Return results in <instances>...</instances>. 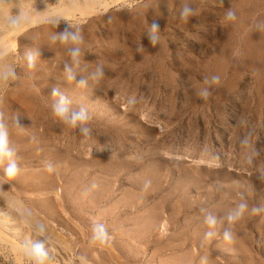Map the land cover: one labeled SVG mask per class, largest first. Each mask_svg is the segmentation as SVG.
Here are the masks:
<instances>
[{
    "label": "rangeland",
    "instance_id": "rangeland-1",
    "mask_svg": "<svg viewBox=\"0 0 264 264\" xmlns=\"http://www.w3.org/2000/svg\"><path fill=\"white\" fill-rule=\"evenodd\" d=\"M124 1L89 19L69 13L83 36L79 66L58 44L39 47L34 69L24 60L67 21L34 27L9 49L19 79L0 85V115L10 125L19 116L23 127L9 128L18 172L6 177L0 165V210L34 248L67 264H264V28L256 27L264 1L191 0L198 14L187 22L167 8L182 0ZM17 2L28 5L0 0L1 31L5 6ZM229 8L237 19L222 23ZM152 22L161 32L155 46L145 34ZM65 65L76 80H66ZM53 89L87 110V137L54 119ZM12 194L25 218L4 209ZM241 201L248 210L230 223ZM254 206L261 211L252 214ZM0 264H19L2 242Z\"/></svg>",
    "mask_w": 264,
    "mask_h": 264
},
{
    "label": "clouds",
    "instance_id": "clouds-1",
    "mask_svg": "<svg viewBox=\"0 0 264 264\" xmlns=\"http://www.w3.org/2000/svg\"><path fill=\"white\" fill-rule=\"evenodd\" d=\"M46 7L43 10H36L39 12H46V15L41 20L42 24L51 25L54 28L62 22V20L67 21L68 27H66L63 31L53 32L47 34V43L45 44H36L37 36L32 35L31 39L35 41L36 48L31 52H28L24 56V60L26 61V67L28 69H34L36 67V58L39 55V47L42 45H47L48 48L55 50L51 45L58 44L63 49L66 50L67 54L70 56L72 65L79 66L82 57V47L83 44V36L80 33V29L77 25H75L71 19L63 14L62 12L55 10H48V2L45 0ZM150 7L151 5H147ZM18 8V13H13V8ZM169 14H175L179 20L187 22L189 18L198 14L197 8L192 6L191 0H182L181 6L179 9H174L170 4L167 5ZM237 19L236 12L229 8L224 12L222 23L225 22H234ZM31 22V9L27 6H21L19 3L14 5L11 8L5 7L3 12V26L6 31H12L14 33H18V36L23 35V32H20L21 27L25 23ZM256 27L264 28V22H260L256 25ZM146 36L150 43L155 46L158 43H162L161 41V32L160 27L157 23L152 22L147 26ZM18 51V48H17ZM137 51L143 52V48L138 46ZM13 55V52L9 49L0 47V85H7L10 82L17 81L19 78L16 73V66L14 63H10L7 61V57ZM65 78L68 82H72L75 80V72L73 67L65 65L64 69ZM103 76V70L101 66H97L95 72L92 74V79L94 82H98L99 79ZM213 82H219V77L213 76ZM77 86L84 88L87 86L86 79H80L77 81ZM53 97H58L51 104V114L54 119L63 126H67L71 129L79 128L80 132L87 137L90 134V129L87 127L88 122L91 117L88 114L85 108H80L79 110H74L70 107V100L65 97L63 94L59 93L58 90L53 89L52 92ZM205 98L208 93L202 92ZM19 116H14L11 118V125L9 124V117L0 115V165H2L3 175L6 177H12L18 172V164L16 159V150L11 146L9 141V128L10 126L13 128H22L23 125L18 121ZM258 179L264 180V172H262ZM248 210V204L244 201L238 203L235 207L233 213L229 214L228 220L231 223L232 221L240 219L245 212ZM261 209L258 207H252V214H257ZM205 223L209 226H213L216 224V218L212 215H207L205 217ZM214 235L213 232L209 231L205 233L206 238L212 237ZM224 240L226 242H230L232 240V235L229 231L224 232Z\"/></svg>",
    "mask_w": 264,
    "mask_h": 264
},
{
    "label": "bare ground",
    "instance_id": "bare-ground-1",
    "mask_svg": "<svg viewBox=\"0 0 264 264\" xmlns=\"http://www.w3.org/2000/svg\"><path fill=\"white\" fill-rule=\"evenodd\" d=\"M4 1V0H1ZM25 0H23L24 2ZM111 1V0H110ZM119 0L112 1L117 2ZM124 1V0H123ZM198 1V0H197ZM264 0H259V3H263ZM48 2V10H55L62 12L63 14L70 17V12H76L82 15L84 18H92L97 14H101L107 12V10L112 5L111 2L107 0H47ZM125 2V1H124ZM251 2V1H250ZM258 2V0H257ZM3 3V2H2ZM16 3V2H15ZM18 3V2H17ZM254 3V2H253ZM20 4V2H19ZM27 4V3H26ZM116 4V3H115ZM6 5V4H5ZM23 5V4H22ZM254 5V4H253ZM258 5V4H257ZM31 9V22L25 23L20 32L24 34L29 32L32 28L37 26H45V24L41 23V20L46 15V12H39L37 10H43L46 7L45 0H28V5H26ZM233 6V5H232ZM252 6V5H251ZM259 6V5H258ZM6 7V6H5ZM235 7V6H234ZM250 7V6H249ZM37 8V10H36ZM256 8V7H255ZM18 9V8H16ZM246 9V8H245ZM17 11V10H16ZM244 12V11H243ZM250 15V14H249ZM253 18V17H252ZM34 20V21H33ZM248 20V19H247ZM251 20V19H250ZM3 21V20H2ZM64 21V20H62ZM243 22V21H241ZM256 22V21H255ZM3 23V22H2ZM1 24V23H0ZM62 24V23H60ZM237 24V23H236ZM2 27V26H1ZM249 27V26H248ZM63 28V27H62ZM3 30V29H2ZM53 30V29H52ZM248 30V29H247ZM1 31V30H0ZM259 31V30H258ZM242 33V32H241ZM32 34V33H31ZM47 34V33H46ZM249 34V33H248ZM256 34V33H255ZM18 33H14L12 31H6L5 29L0 32V47L10 49L11 47L16 48L19 44L17 38ZM40 37V36H39ZM259 38V37H258ZM21 39V38H20ZM261 39V38H260ZM23 41V40H22ZM25 41V40H24ZM261 42V41H260ZM228 43V42H227ZM226 44V43H225ZM241 47V46H240ZM242 48V47H241ZM259 48V47H258ZM262 49V48H261ZM24 51V50H23ZM31 51V50H30ZM223 52V51H222ZM145 60V59H144ZM241 60V59H240ZM125 61V60H124ZM236 66V65H235ZM256 67V66H255ZM245 69V68H244ZM225 71V70H224ZM24 74V73H23ZM240 75V74H239ZM76 80V79H75ZM15 86V85H14ZM58 88V87H57ZM65 88V87H64ZM141 88V87H140ZM62 89V88H61ZM77 89V88H76ZM79 89V88H78ZM137 89V88H136ZM52 90V89H51ZM71 90V89H69ZM9 91V90H8ZM61 91V90H60ZM78 91V90H77ZM83 91V90H82ZM64 92V91H63ZM26 93V92H25ZM62 93V92H61ZM103 93V92H102ZM81 94V93H80ZM71 95V94H70ZM80 97V96H79ZM86 97V96H85ZM137 97V96H136ZM58 98V97H57ZM70 99V98H69ZM88 99V98H87ZM90 101V100H89ZM199 101V100H198ZM86 103V102H85ZM89 105V104H88ZM92 105V104H91ZM90 105V106H91ZM95 105V104H94ZM101 105V104H100ZM73 106V105H72ZM84 106V105H83ZM105 108V107H104ZM177 108V107H176ZM88 109V108H87ZM93 109V107H92ZM77 110V109H76ZM99 110V109H98ZM188 110V109H187ZM165 112V111H164ZM251 112V111H250ZM95 113V112H94ZM93 113V114H94ZM117 114V113H116ZM149 114V113H148ZM101 116V115H100ZM146 118V117H145ZM46 123V122H45ZM52 123V122H51ZM247 124V123H246ZM160 126V125H159ZM162 126V125H161ZM53 127V126H52ZM133 127V126H132ZM196 127V126H195ZM130 128V127H129ZM127 130V129H126ZM187 134V133H186ZM199 134V133H198ZM45 137V136H44ZM51 137V136H50ZM182 140V139H181ZM48 142V141H47ZM206 145V144H205ZM100 146V145H99ZM154 148V147H153ZM160 153V152H159ZM158 153V154H159ZM185 154H192L191 151H184ZM210 153V152H209ZM174 154V153H173ZM177 153H175L176 155ZM181 154V153H180ZM252 154V153H251ZM182 155V154H181ZM184 156V155H183ZM190 158V157H189ZM199 162L201 160H205L208 157L204 155H198ZM89 159V158H88ZM247 159V158H246ZM160 160V159H159ZM163 160V159H162ZM209 160V158H208ZM155 162V161H154ZM209 163V162H208ZM168 164V163H167ZM235 164V163H234ZM223 165V164H222ZM258 166V165H257ZM37 174V173H36ZM30 175V174H29ZM44 176V175H41ZM217 176V175H216ZM140 177V176H139ZM52 178V177H51ZM25 179V178H24ZM38 179V178H37ZM42 179V178H41ZM207 179V178H206ZM221 179V178H220ZM12 180V179H11ZM46 180V179H45ZM49 180V179H48ZM51 180V179H50ZM34 181V180H32ZM20 182V181H19ZM141 182V181H140ZM22 183V182H21ZM44 185V184H43ZM45 186V185H44ZM174 186V185H173ZM40 188V187H39ZM103 188V187H102ZM31 189V188H30ZM29 189V190H30ZM44 189V188H43ZM233 189V188H232ZM19 190V189H18ZM217 193V192H216ZM215 193V194H216ZM222 194V193H221ZM259 194V193H258ZM2 195V194H1ZM18 196V195H17ZM46 198V197H45ZM96 198V197H95ZM89 200V199H88ZM46 201V200H45ZM6 204L7 210L17 209L22 218H25L26 211L24 205H22V200L20 201L16 196H7L4 200ZM48 202V201H47ZM224 203V202H223ZM168 204V203H167ZM260 204V203H259ZM254 205V204H253ZM53 207V206H52ZM51 207V208H52ZM147 207V206H146ZM255 207V206H254ZM10 210V211H11ZM196 210V209H195ZM4 211V210H3ZM0 210V242L5 243V245L9 246L11 251L15 254V257L19 264H24V259H29V261H33L34 264H67V259H59L53 254L50 253H41L38 249L34 248V246L30 243V238L28 234L23 233L22 235L19 233V228L16 225H13V220L9 213L6 210L3 212ZM54 214V213H53ZM114 217V216H113ZM178 218V217H177ZM20 219V218H19ZM139 220V219H138ZM104 221V220H103ZM33 222V221H32ZM142 222V221H141ZM108 223V222H107ZM113 223V222H112ZM150 223V222H149ZM21 224V223H20ZM147 224V223H146ZM120 225V224H118ZM166 225V224H165ZM16 226V227H15ZM135 226V225H134ZM113 227V226H112ZM162 227V226H160ZM142 228V227H141ZM24 229V228H23ZM139 229V228H138ZM119 231V230H118ZM125 231V230H124ZM165 231V230H164ZM247 231V230H246ZM23 232V231H22ZM127 232V231H126ZM187 233V232H186ZM129 234V233H128ZM153 234V233H152ZM260 234V233H259ZM251 235V234H250ZM133 237V236H132ZM141 238V236H140ZM138 239V238H137ZM149 241V239H148ZM134 243V242H133ZM132 243V244H133ZM259 243V242H258ZM262 243V242H261ZM63 244V243H62ZM123 245V244H122ZM131 245V244H130ZM126 246V245H125ZM141 248V247H140ZM171 248V246H170ZM258 249V248H257ZM52 251V250H51ZM11 253V252H10ZM188 254V253H187ZM11 255V254H10ZM68 258V257H67ZM73 261V260H72ZM186 261V260H185ZM83 263V262H82ZM169 263V262H168ZM194 263V262H192ZM32 264V263H31ZM180 264V263H179ZM182 264H186V262H182ZM188 264V263H187ZM202 264V263H201ZM207 264V263H206Z\"/></svg>",
    "mask_w": 264,
    "mask_h": 264
}]
</instances>
